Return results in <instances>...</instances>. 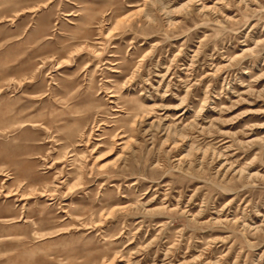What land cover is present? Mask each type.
<instances>
[{
  "label": "rangeland",
  "instance_id": "1",
  "mask_svg": "<svg viewBox=\"0 0 264 264\" xmlns=\"http://www.w3.org/2000/svg\"><path fill=\"white\" fill-rule=\"evenodd\" d=\"M157 1L0 0V264H264V0Z\"/></svg>",
  "mask_w": 264,
  "mask_h": 264
},
{
  "label": "bare ground",
  "instance_id": "2",
  "mask_svg": "<svg viewBox=\"0 0 264 264\" xmlns=\"http://www.w3.org/2000/svg\"><path fill=\"white\" fill-rule=\"evenodd\" d=\"M160 0H158L157 2H159ZM13 193V192H12Z\"/></svg>",
  "mask_w": 264,
  "mask_h": 264
}]
</instances>
